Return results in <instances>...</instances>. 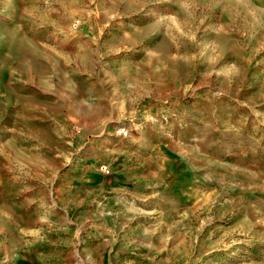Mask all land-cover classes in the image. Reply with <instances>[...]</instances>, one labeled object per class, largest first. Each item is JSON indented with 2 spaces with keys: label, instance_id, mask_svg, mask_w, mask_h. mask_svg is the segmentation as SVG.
<instances>
[{
  "label": "rangeland",
  "instance_id": "374dc122",
  "mask_svg": "<svg viewBox=\"0 0 264 264\" xmlns=\"http://www.w3.org/2000/svg\"><path fill=\"white\" fill-rule=\"evenodd\" d=\"M0 264H264V0H0Z\"/></svg>",
  "mask_w": 264,
  "mask_h": 264
},
{
  "label": "crops",
  "instance_id": "0c3cea01",
  "mask_svg": "<svg viewBox=\"0 0 264 264\" xmlns=\"http://www.w3.org/2000/svg\"><path fill=\"white\" fill-rule=\"evenodd\" d=\"M115 217H110V220H113ZM134 224V226L132 225ZM131 223V219L129 218H118L115 221H112L113 226H107V228L104 230L103 235H98L97 237L95 236L94 239H98L102 242V247L104 249V254L106 255H120L121 250L124 248H129L128 241H135L141 240L142 237L145 236L144 232L142 231V227L139 221L135 223L134 221ZM132 226L134 231V236L129 237V238H123V235H128L129 234V228L127 229L125 225ZM136 225V226H135ZM122 232H125V234H122ZM106 234V235H105ZM149 236V235H147ZM150 238V237H148ZM133 239V240H131ZM144 239V238H143ZM104 242V243H103ZM125 245V246H124ZM132 244V248H135ZM122 247V248H121ZM142 251V249H139ZM96 251L93 250L91 252L92 255H96Z\"/></svg>",
  "mask_w": 264,
  "mask_h": 264
}]
</instances>
